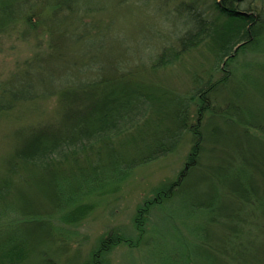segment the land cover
Segmentation results:
<instances>
[{
	"label": "trees",
	"instance_id": "obj_1",
	"mask_svg": "<svg viewBox=\"0 0 264 264\" xmlns=\"http://www.w3.org/2000/svg\"><path fill=\"white\" fill-rule=\"evenodd\" d=\"M160 5L184 21L171 40L149 46L145 65L79 82V91L41 92L27 72L0 81V114L56 101V121L18 131L0 160V264H111L120 245L143 249L153 264H264V109L248 106L249 89L237 86L241 79L264 94V62L252 63L262 79L231 67L245 51L264 56V9L248 0ZM48 6L58 9L50 0H0V32L22 22L26 34L45 29L39 10ZM193 54L202 59L179 78L183 88L164 79ZM186 142L182 167L137 205L131 229L104 232L86 257L69 253L67 224L89 211L88 197Z\"/></svg>",
	"mask_w": 264,
	"mask_h": 264
},
{
	"label": "rangeland",
	"instance_id": "obj_2",
	"mask_svg": "<svg viewBox=\"0 0 264 264\" xmlns=\"http://www.w3.org/2000/svg\"><path fill=\"white\" fill-rule=\"evenodd\" d=\"M248 1L264 9V0ZM50 3H58V9L48 6L45 15L43 9L39 10L47 32L38 23L26 34L23 22L11 34L0 32V81L7 77L17 79L27 72V79L41 92L66 88L79 91V82L121 76L127 69H135V65H145L154 53L151 45L163 44L162 36L171 40L184 21L183 17L163 10L160 0H50ZM37 4L42 7L41 1ZM258 52L255 49L239 54L231 67L237 68L241 76L247 72L251 78L262 79L257 66L252 64L264 62V56ZM31 58L32 62L24 64ZM201 59L198 54L186 57L187 64L164 73V79L183 88L179 78L184 75L187 78L190 74L187 69L196 68ZM237 86L249 89L243 98L250 101L248 106L262 113L264 94L256 93L241 79ZM55 102V96L50 95L17 104L0 114V160L12 150L18 131L26 132L31 126L56 121ZM189 147L186 142L166 156L136 166L115 188L88 197L89 211L80 220L67 224L69 253L79 251L86 257L104 232L116 226L131 229L137 205L156 185L175 177ZM158 219L152 222L160 228ZM176 224L185 228L181 222ZM151 259L143 249L126 245L117 246L110 253L111 264H153Z\"/></svg>",
	"mask_w": 264,
	"mask_h": 264
}]
</instances>
